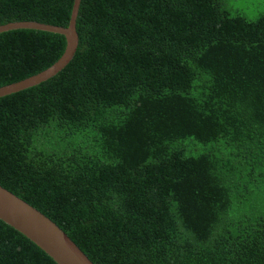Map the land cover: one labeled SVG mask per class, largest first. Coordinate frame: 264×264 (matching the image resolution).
I'll return each mask as SVG.
<instances>
[{
  "label": "trees",
  "instance_id": "1",
  "mask_svg": "<svg viewBox=\"0 0 264 264\" xmlns=\"http://www.w3.org/2000/svg\"><path fill=\"white\" fill-rule=\"evenodd\" d=\"M75 0H0L69 27ZM72 63L0 99V184L95 264H264V15L223 0H82ZM0 34V88L66 53ZM0 264H57L0 220Z\"/></svg>",
  "mask_w": 264,
  "mask_h": 264
},
{
  "label": "water",
  "instance_id": "2",
  "mask_svg": "<svg viewBox=\"0 0 264 264\" xmlns=\"http://www.w3.org/2000/svg\"><path fill=\"white\" fill-rule=\"evenodd\" d=\"M82 0H75L69 27L36 21L13 22L0 26V34L16 30H36L63 35L67 39L64 56L49 69L23 81L0 88V99L48 82L75 59L81 38L78 19ZM0 220L27 237L57 264H95L83 249L51 218L0 184Z\"/></svg>",
  "mask_w": 264,
  "mask_h": 264
},
{
  "label": "rangeland",
  "instance_id": "3",
  "mask_svg": "<svg viewBox=\"0 0 264 264\" xmlns=\"http://www.w3.org/2000/svg\"><path fill=\"white\" fill-rule=\"evenodd\" d=\"M232 13H241L249 20H256L264 15V0H223Z\"/></svg>",
  "mask_w": 264,
  "mask_h": 264
}]
</instances>
